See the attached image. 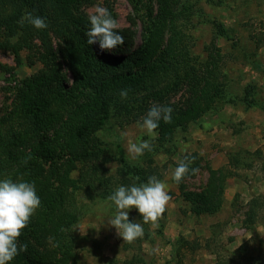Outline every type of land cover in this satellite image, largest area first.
<instances>
[{
	"label": "trees",
	"instance_id": "1",
	"mask_svg": "<svg viewBox=\"0 0 264 264\" xmlns=\"http://www.w3.org/2000/svg\"><path fill=\"white\" fill-rule=\"evenodd\" d=\"M90 1L0 0V38L2 34L5 39L0 49L11 51L20 65L16 46L11 43L18 32L21 45L31 49L33 40L38 39L43 48V68L18 82L11 108L0 115V180L33 183L41 201L18 240L27 245V251L10 264H77L69 232L74 218L66 219L69 208L74 209L68 192L80 190L89 199H106L118 185L129 184L132 176L147 181L149 171L128 166L120 147L122 168L117 176H105L110 159L94 133L112 116L128 124L144 118L153 104L171 107L172 122L161 120L155 130L163 143L212 110L224 93V55L214 42L204 60L191 55L185 33L192 14L188 1L150 0L156 9L142 20L139 43L132 44L135 31L118 28L124 44L110 53L86 42L90 22L81 7ZM141 1L127 0L136 11ZM26 12L44 18L47 28L38 30L27 22L21 26ZM226 33L217 27V35L227 37ZM51 34L61 41L57 51L48 41ZM261 40L256 37V47ZM122 89H128L127 99L120 97ZM180 92L186 93V100L172 102ZM148 152H144L145 158L152 162ZM235 157L230 160L234 167H249L245 158ZM196 158L190 157L194 160L190 168L198 166ZM234 175L228 168L209 169L200 192L184 193L190 212L196 216L216 214L222 207L226 180ZM187 176H192L191 172ZM254 221L255 215L249 213L248 223ZM136 262L147 264L142 258Z\"/></svg>",
	"mask_w": 264,
	"mask_h": 264
},
{
	"label": "rangeland",
	"instance_id": "2",
	"mask_svg": "<svg viewBox=\"0 0 264 264\" xmlns=\"http://www.w3.org/2000/svg\"><path fill=\"white\" fill-rule=\"evenodd\" d=\"M183 1L192 5L185 26L191 55L204 60L213 42L224 55L223 96L198 121L184 131H175L163 143L159 142L158 131L150 136L139 126L142 117L126 124L112 116L103 129L94 133L110 159L105 165L106 177L117 176L122 168L117 150L120 147L128 166L143 167L150 173L148 178L156 176L167 185L171 200L156 229L143 224L135 209L129 211V221L141 223L145 231L143 238L128 244L108 223L116 211L111 201L89 199L80 190L68 192V202L74 209L69 208L66 219L74 218L69 232L77 264H141L136 262L138 258L147 264H264V0ZM96 5L108 9L119 29L137 33L133 45L141 39L142 20L156 9L150 0H142L137 11L127 0H91L81 9L89 17ZM218 26L227 31V37L216 34ZM20 35L18 32L11 39L20 65L11 51L0 49V115L11 108L18 82L43 68L41 42L34 39L33 48L28 49L20 44ZM256 37L262 39L258 47ZM4 40L1 34L0 42ZM48 41L55 51L61 45L52 34ZM93 45L105 52L98 43ZM64 71L70 83V75ZM186 98V93L180 92L171 101ZM145 140L152 145L148 152L152 162L145 158L147 152L136 159L128 152L130 143ZM244 153H248L246 157ZM193 155L198 161L193 168L199 171L177 184L172 176L178 162ZM235 155L245 158L249 167H234L230 160ZM219 168L235 173L226 180L222 207L214 215L196 216L190 212L184 193L200 192L208 181L209 169ZM130 179L123 186L147 182L135 180L134 176ZM249 213L255 215L252 224L248 223ZM48 248L52 246L48 244Z\"/></svg>",
	"mask_w": 264,
	"mask_h": 264
},
{
	"label": "clouds",
	"instance_id": "3",
	"mask_svg": "<svg viewBox=\"0 0 264 264\" xmlns=\"http://www.w3.org/2000/svg\"><path fill=\"white\" fill-rule=\"evenodd\" d=\"M90 29L86 32L88 45L98 43L102 51L111 52L124 44V37L117 31L118 22L112 17L107 8L96 5L89 14ZM27 22L35 29L47 28L44 18L26 12L21 18V26ZM120 97L127 99L128 89L120 91ZM172 108L153 104L139 126L150 136H155L159 122H172ZM152 151V145L145 140L139 143H130L128 152L133 159ZM26 162V161H25ZM193 159L185 157L178 162L172 179L179 184L190 172L196 174L198 168H190ZM135 180H139L136 177ZM115 206L114 217L108 222L115 228L117 235L123 242L133 244L144 236V228L139 222L129 221V211L135 209L142 217L143 224L151 228L159 227V221L166 212L171 200L167 185L156 176L148 178L146 183L131 186H119L107 197ZM41 201L33 183L26 181L14 182L12 179L0 180V264H10L21 252L27 251V245L18 243L23 230L29 225L31 218L40 208Z\"/></svg>",
	"mask_w": 264,
	"mask_h": 264
}]
</instances>
